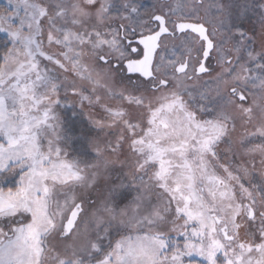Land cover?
<instances>
[{"label": "snow or ice", "instance_id": "snow-or-ice-1", "mask_svg": "<svg viewBox=\"0 0 264 264\" xmlns=\"http://www.w3.org/2000/svg\"><path fill=\"white\" fill-rule=\"evenodd\" d=\"M0 264H264V0H0Z\"/></svg>", "mask_w": 264, "mask_h": 264}]
</instances>
